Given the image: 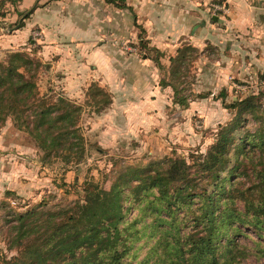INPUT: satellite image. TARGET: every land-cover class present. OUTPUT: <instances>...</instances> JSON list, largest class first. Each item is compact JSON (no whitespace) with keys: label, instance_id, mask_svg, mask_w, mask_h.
I'll list each match as a JSON object with an SVG mask.
<instances>
[{"label":"trees","instance_id":"1","mask_svg":"<svg viewBox=\"0 0 264 264\" xmlns=\"http://www.w3.org/2000/svg\"><path fill=\"white\" fill-rule=\"evenodd\" d=\"M8 1L17 0H0V7ZM105 1L132 10L141 27L139 47L163 67L164 51L150 45L133 7L126 0ZM37 6L18 11V27ZM29 42L33 52L10 49L0 57V126L11 117L44 150V157L79 162L88 149L79 123L84 105L62 92L40 90L42 61L34 54L41 45L32 37ZM195 48L185 43L170 56L176 79ZM150 49L155 55H149ZM161 84L173 87L177 102H187L177 83L162 78ZM87 93L98 111L112 101L111 92L96 80ZM262 94L226 101L222 90L233 114L218 126L206 151L121 164L109 187L86 180L84 196L69 206L44 213L35 205L15 212L7 232L17 252L0 264H254L248 261L252 256L264 262ZM247 113L258 123L254 130L244 129ZM11 194H16L14 188L6 190L5 198Z\"/></svg>","mask_w":264,"mask_h":264},{"label":"rangeland","instance_id":"2","mask_svg":"<svg viewBox=\"0 0 264 264\" xmlns=\"http://www.w3.org/2000/svg\"><path fill=\"white\" fill-rule=\"evenodd\" d=\"M192 1H195L192 5H171L170 12L188 10L204 14V21H200V24L205 26L207 37L198 43L189 40L182 42V45L190 43L196 48L189 50L185 62L181 64L179 80L171 74L169 54H163L161 61L165 63L163 67L158 66L160 82L162 78H166L177 83L182 88V94L187 95L185 103L175 100L171 85L160 83L167 97H159L160 100L145 105L147 108L140 110L136 95H132L134 92L123 89V77L135 76L136 73L130 67L131 70L125 71L123 75V52L126 55L132 54L137 60L148 57V54L143 53L144 48L139 47L141 27L135 22L130 28L126 24L124 31L104 33L106 28L102 22L84 21V17L91 18V13H85L81 7H76L79 14L76 13V23L79 30H84L78 34L83 38L88 37V26L93 27L94 23L98 28L97 35H101L96 44L112 45L109 55L101 57L98 54L95 62H92L97 63L100 69H94L88 63L85 71L65 70L61 67L53 70L47 61L40 58L38 52L34 54L42 61L38 70L40 90L55 94L62 92L84 105L79 123L88 149L79 162L65 161L57 155L47 158L30 134L19 129L11 117L1 124L0 261L17 252L9 245L7 232L9 219L15 212L25 211L35 205L44 213L57 206H69L75 199H82L84 196L86 180L93 179L109 187L115 169L121 164L144 163L165 154L190 157L192 152L206 151L215 139L218 126L233 114V109L225 106L222 90L227 91L226 101H230L231 97L264 91V0H191L190 3ZM15 3L16 5L8 1L0 7V12H9L0 15V19H5L2 20L5 23L0 24L8 25L13 30L18 27L20 17L19 10H16L18 0ZM214 3L221 5L223 9L215 10L212 6ZM33 5V1L25 0V5L21 7L26 10ZM116 8L112 5L110 10L114 11ZM92 19L102 20L98 16ZM197 23L199 22L189 21L193 31L199 29ZM34 31L35 29L32 31L33 35ZM101 31L103 32L100 33ZM147 31L145 28V36ZM3 44L5 46L6 42H1ZM7 51L4 48L0 50V57H5ZM27 51L33 52L32 49ZM148 53L150 56L155 55L153 49L148 50ZM114 62L117 64L113 66ZM93 80L112 94V101L100 111L87 93ZM78 83L81 84L80 87L77 86ZM202 94L206 95L201 96ZM125 95L133 97L128 102L123 98ZM262 108L264 109V94ZM257 124L251 114L247 113L244 129L254 130ZM8 187L15 188L16 194L5 198ZM243 239L250 241L248 237ZM248 261L264 264L254 256Z\"/></svg>","mask_w":264,"mask_h":264},{"label":"crops","instance_id":"3","mask_svg":"<svg viewBox=\"0 0 264 264\" xmlns=\"http://www.w3.org/2000/svg\"><path fill=\"white\" fill-rule=\"evenodd\" d=\"M30 1H33L34 5L38 4V6L34 12L25 19L24 26L17 27L13 30L10 27L8 28V25L0 24V50L3 48L6 50H29L32 45L29 39L32 37L33 41L41 45L38 51L40 58L47 61L53 70H57L61 67L65 70L80 69L81 71H85L88 68V63H91L94 69H100L97 63L92 62H95L94 59L98 54L104 57L105 55H109L111 51L112 45L96 44L101 35H97L98 31L96 29L98 28L94 23L93 27L88 26V37L83 38L78 34L80 31H84L81 29L79 30V26L76 23V9L78 7H81L85 13L90 12L91 18L97 16L102 18V20H91V18L84 17L83 20L102 22L106 28V30H103L105 31L104 33H114L119 32V30L124 31L126 24L128 28L132 25L134 26V14L131 9L128 7H118L105 0ZM126 2L133 7L138 21L147 28L148 31L146 36L150 40V45L159 47L164 51L165 55L169 54V59L171 55L177 52L178 47L182 45L184 40L198 43L202 40L204 41V38L207 37L205 26L200 24L202 20L204 21V14L202 15L197 11L189 12L188 10L184 12L180 11V13L175 10L174 13L170 12L169 7L171 5H173V7L175 5L177 6V4H180V6L192 5L195 1L190 3L191 0H126ZM13 4L16 5L15 2ZM17 5V11L21 9L24 10L21 6L25 5V0H18ZM112 5L117 7L114 11L110 10ZM108 9L111 12H109ZM8 13L7 11V14ZM191 13L196 15L194 16ZM2 18L7 17L2 16ZM2 20L5 19H0V23H5V21ZM189 21L199 22L197 23L199 24V29L193 31L191 28L192 24H189ZM83 27L84 26H81V28ZM34 29L40 34L36 36L32 35L31 33ZM3 41L6 42L5 46L7 47H5L4 44L1 45ZM11 45H13V47H8ZM88 45L90 47H88ZM75 55H77V57H75ZM136 58L135 56L132 57V54L126 55L123 52V75H125V71H129L131 68L136 72L134 74L135 76L123 77V89L125 91L128 89L134 92L132 95H136L137 101H139L136 102L139 104L140 110H143V108H147L145 105L157 102L160 100L159 97L167 96L165 95V89H163V86L160 84L159 68L153 59L149 56L140 60ZM116 64L117 63L114 62L112 65L114 66ZM58 75H60V73ZM78 84L77 86L80 87L81 84ZM130 97L133 96L125 95L123 98L129 102ZM153 110H155V108H153Z\"/></svg>","mask_w":264,"mask_h":264},{"label":"built area","instance_id":"4","mask_svg":"<svg viewBox=\"0 0 264 264\" xmlns=\"http://www.w3.org/2000/svg\"><path fill=\"white\" fill-rule=\"evenodd\" d=\"M212 6L214 7L215 10H221V9H223V7H221V5H219V4H217V3H214ZM34 34H35V35H38V34H40V33H39L37 30H35V31H34Z\"/></svg>","mask_w":264,"mask_h":264}]
</instances>
